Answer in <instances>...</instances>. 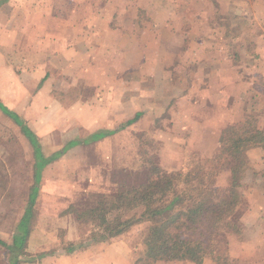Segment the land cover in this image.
<instances>
[{
    "label": "rangeland",
    "instance_id": "374dc122",
    "mask_svg": "<svg viewBox=\"0 0 264 264\" xmlns=\"http://www.w3.org/2000/svg\"><path fill=\"white\" fill-rule=\"evenodd\" d=\"M210 1L200 0L199 11L203 16L209 13L212 28L217 31L209 33L203 30L202 25L199 35L201 39L211 37L216 40L217 51L222 50L227 61L218 60L215 67L209 62H203L199 67L196 65L197 77L188 83L191 87L196 84L198 93L202 92V100L198 104H195L197 96L190 97L187 91L185 95L172 98L170 105L165 107V113L162 112L165 115L162 120L150 118L143 121L140 118L144 113L130 127L123 126L126 122L122 120L113 136L71 150L67 156L45 167L40 171L39 182L34 147L21 126L0 109L1 240L11 243L14 229L28 205L30 191L32 187H39L27 247L32 260L21 264H196L188 260L169 262L148 258L144 242L148 223L136 224L110 242L98 243L87 239L90 226L85 225L80 217L101 196L113 197L146 183L151 169L160 167L181 172L204 166L207 159L218 153L221 133L227 127L252 122L259 129H264V43L259 48L260 54H256L255 43L256 38L264 35V18H255L253 11L247 8L242 20L237 5L221 7V2L230 3L224 0H214L217 6L209 10ZM39 2L24 0L23 8L18 10L20 1L14 0L3 8L2 17L14 20L10 29H16L15 21L26 13L30 24L36 26L43 19L47 23L44 15L40 18L33 16L38 8L48 9L47 0ZM58 4L65 7L69 2L58 0L57 7ZM80 6L78 1L73 2L74 8ZM56 18L63 19L64 16ZM144 19L148 17H142V23ZM128 24L126 19L124 28ZM14 31H8L9 42L16 41L14 46L8 47V66L14 75L8 72L4 76L7 81L0 80V102L25 120L49 155L61 149L69 136L82 134L81 137H85L86 134L79 125L65 127L67 113L48 111V100L38 95L40 82L34 71L39 60L33 54L37 35L33 30L19 34ZM136 34L133 36L141 39V33ZM192 34L186 31L179 36L187 39ZM17 41H22L21 47ZM225 42L227 44L224 45ZM172 52L176 54V48L170 50L168 61L175 60ZM177 65L170 64L168 72L172 70L169 73L174 74L173 79L167 82L169 86L176 81ZM186 68L192 77L191 71L196 67ZM209 72H215L216 77L209 78ZM208 91L210 96L206 95ZM186 96L189 98L185 99ZM54 121L60 126L57 132H52L56 128L49 127L50 122L55 124ZM100 130L95 129L92 133ZM245 156L246 166L239 175L238 185H233L228 169L218 171L216 175V186L233 189L239 204L230 216L226 230L214 240L223 245L232 264H264V148H251ZM81 243L84 244L79 246ZM71 245L75 251L68 252ZM0 264H9L6 249L1 245ZM202 264L216 262L208 256Z\"/></svg>",
    "mask_w": 264,
    "mask_h": 264
},
{
    "label": "crops",
    "instance_id": "0c3cea01",
    "mask_svg": "<svg viewBox=\"0 0 264 264\" xmlns=\"http://www.w3.org/2000/svg\"><path fill=\"white\" fill-rule=\"evenodd\" d=\"M12 1L14 0H0V80L7 81L4 76L8 72L14 75L12 68L8 66V47L14 46L16 41L9 42L8 31L15 30L14 33L19 34L33 30L37 35L33 42V54L39 59L34 68L40 82L38 95L48 100L50 113H67L66 128L76 124L86 134L85 137H81L82 134L69 136L61 149L49 155L39 142L47 158L63 151L48 165L67 156L71 150L113 136L122 120L126 122L123 126L130 127L138 121L141 113H144L140 118L143 121H149L150 118L163 119L165 115L162 112L165 113V107L170 105L172 98L185 95L187 91L190 97L197 96L195 104H198L202 100V92L199 94L197 85L193 84L191 87L188 81L197 77L196 71L201 63L209 62L215 67L218 60L227 61L222 50L217 51L216 40L211 37L208 40L201 39L199 35L202 25L204 31H217L215 27L212 28L209 13L207 16L200 13V0H67L69 5L66 4L65 7L61 4L57 7L58 0H47L48 9L38 8L33 15L39 18L44 15L47 23L43 19L36 26L30 24L29 14L26 13L20 15L19 21H15L18 27L10 29L14 20L2 17L1 12ZM19 1L18 10L24 6V0ZM74 1H78L81 6L74 8ZM224 1L230 3L221 2V7L232 8L234 4L239 7L242 20L247 8L253 11L255 18H264V0H250V4L249 0ZM193 2V5H189ZM215 6L217 5L212 0L208 8ZM209 10L204 11V14ZM145 15L148 19H144L142 23ZM26 17L29 19L25 21ZM126 19L129 24L124 28ZM186 31L194 35L181 39L180 33ZM138 32L141 33L139 40L136 39ZM135 34L136 38L133 36ZM255 40L256 54H260L259 48L264 43V35ZM21 42L17 41L19 47ZM174 48L176 54L172 52V56L175 60L168 61V54ZM175 63L178 64L176 70L179 74L177 73L175 83L169 86L167 82L173 79L174 73L170 75L172 70H168L170 64L173 66ZM191 65L196 67L191 71L192 77L186 68L188 66L189 69ZM211 77H216L215 72H209V78ZM210 94L208 91L206 95ZM20 118L36 134L21 116ZM58 125L50 122L49 127L56 128L52 132H57V127H60ZM105 128L112 129L103 130ZM95 129L102 130L92 133ZM106 131L109 135L94 138L97 134L107 133ZM74 142L75 145L71 144Z\"/></svg>",
    "mask_w": 264,
    "mask_h": 264
},
{
    "label": "trees",
    "instance_id": "16d2710c",
    "mask_svg": "<svg viewBox=\"0 0 264 264\" xmlns=\"http://www.w3.org/2000/svg\"><path fill=\"white\" fill-rule=\"evenodd\" d=\"M0 109L21 126L34 147L39 182L40 171L63 151L51 158L45 157L37 135L20 116L2 103ZM108 134L100 133L94 138ZM219 144L218 153L207 159L202 167L181 172L154 168L147 182L140 187L122 191L113 197L101 196L80 217L85 225L90 226L87 239L107 243L136 224L148 223L144 242L146 256L152 260H188L202 264L204 258L210 256L216 264H232L223 245L215 240L226 230L230 216L235 213L239 204L238 195L230 187L216 186L215 179L217 173L228 169L233 185L239 184V175L246 166L247 150L259 146L264 148V129H259L252 122L227 127L221 133ZM38 193L39 187H32L28 205L14 229L11 243L0 239L9 264L32 260L27 247ZM67 251H75L74 246H69Z\"/></svg>",
    "mask_w": 264,
    "mask_h": 264
}]
</instances>
